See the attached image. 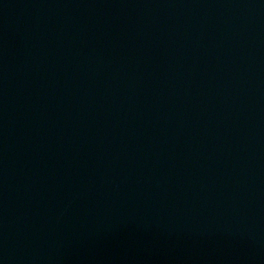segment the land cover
<instances>
[{
    "label": "water",
    "instance_id": "obj_1",
    "mask_svg": "<svg viewBox=\"0 0 264 264\" xmlns=\"http://www.w3.org/2000/svg\"><path fill=\"white\" fill-rule=\"evenodd\" d=\"M0 264H264V0H0Z\"/></svg>",
    "mask_w": 264,
    "mask_h": 264
}]
</instances>
